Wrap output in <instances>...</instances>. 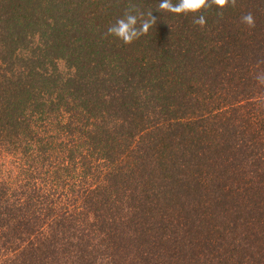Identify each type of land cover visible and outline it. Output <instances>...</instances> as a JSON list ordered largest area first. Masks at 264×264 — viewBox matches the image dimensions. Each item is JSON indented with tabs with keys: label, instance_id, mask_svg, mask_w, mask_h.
Segmentation results:
<instances>
[{
	"label": "trees",
	"instance_id": "16d2710c",
	"mask_svg": "<svg viewBox=\"0 0 264 264\" xmlns=\"http://www.w3.org/2000/svg\"><path fill=\"white\" fill-rule=\"evenodd\" d=\"M180 3L0 0V264H264V0Z\"/></svg>",
	"mask_w": 264,
	"mask_h": 264
},
{
	"label": "clouds",
	"instance_id": "9594fccd",
	"mask_svg": "<svg viewBox=\"0 0 264 264\" xmlns=\"http://www.w3.org/2000/svg\"><path fill=\"white\" fill-rule=\"evenodd\" d=\"M215 3L218 5H223L225 3V0H215ZM203 5H205V0H181V3L175 6L173 10L177 12L195 11ZM243 19L249 24L252 23L251 14L244 16ZM198 22L203 23V18L201 17ZM135 23L136 18L129 15L125 19L118 20L117 25L110 27L108 31L109 33L115 34L117 37L122 38L124 42L127 43L137 35V30L134 27ZM144 27L146 28L147 25H145Z\"/></svg>",
	"mask_w": 264,
	"mask_h": 264
},
{
	"label": "rangeland",
	"instance_id": "374dc122",
	"mask_svg": "<svg viewBox=\"0 0 264 264\" xmlns=\"http://www.w3.org/2000/svg\"><path fill=\"white\" fill-rule=\"evenodd\" d=\"M58 67H59V69H60L62 72L67 73L68 68H67V66L65 65L64 62L59 61V62H58Z\"/></svg>",
	"mask_w": 264,
	"mask_h": 264
}]
</instances>
